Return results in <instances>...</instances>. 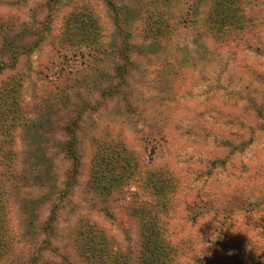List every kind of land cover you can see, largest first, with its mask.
<instances>
[{"label":"rangeland","instance_id":"374dc122","mask_svg":"<svg viewBox=\"0 0 264 264\" xmlns=\"http://www.w3.org/2000/svg\"><path fill=\"white\" fill-rule=\"evenodd\" d=\"M236 2L0 0L3 148L28 179L2 197L0 264H94L95 227L132 264L153 243L264 264V0Z\"/></svg>","mask_w":264,"mask_h":264},{"label":"trees","instance_id":"16d2710c","mask_svg":"<svg viewBox=\"0 0 264 264\" xmlns=\"http://www.w3.org/2000/svg\"><path fill=\"white\" fill-rule=\"evenodd\" d=\"M220 3L217 4V8L222 11L223 13H226L230 6L232 5L236 10L238 7V3L236 1L238 0H219ZM229 24L228 15H223V17L220 18L219 23L212 27L214 30V33L216 36L223 37L226 32L224 31L225 26ZM229 32V31H228ZM4 95L3 93L0 94V209L2 204V197L6 196L8 190L10 188H18V186L21 184H25L28 179L26 174L22 172L20 174L16 168V165L14 163V158L17 155V151H5L3 146L6 145H12L13 144V138L14 136L11 135V138H7L6 134L9 131V128H12L14 126V122L17 121V118H12L10 121H8V118L6 117V114L2 113L4 110L1 108L4 103ZM7 106V105H6ZM9 108L12 106L9 105ZM13 137V138H12ZM70 155L74 160L77 159V154L75 152L69 151ZM135 172H132L129 170V168L126 166L125 170H122L121 173H113V176H109L108 179L111 181H121V180H128L129 178H132V175H134ZM97 182L101 181V178H96ZM129 181V180H128ZM101 183V182H100ZM25 186V185H24ZM23 186V187H24ZM1 220H0V236L2 237V231H1ZM153 239L154 236L151 235ZM155 242V240H154ZM78 251L81 254V257L84 261H87L88 263H94V264H132L131 263V257L127 256L125 260L120 259L121 257H118V255L111 253L108 246H110V242L105 234L103 232L95 227L94 229H90L87 233V241L81 243H78ZM4 245L2 242H0V256L3 254ZM149 255H147L145 258L144 264H166L164 262V257L162 255V251L159 248V243H153L148 248ZM108 254L109 260H108Z\"/></svg>","mask_w":264,"mask_h":264}]
</instances>
